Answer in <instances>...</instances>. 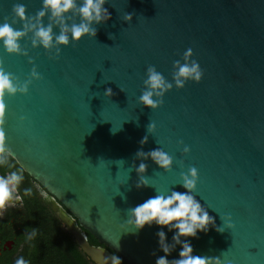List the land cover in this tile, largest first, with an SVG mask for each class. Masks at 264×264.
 I'll list each match as a JSON object with an SVG mask.
<instances>
[{"label": "water", "instance_id": "obj_1", "mask_svg": "<svg viewBox=\"0 0 264 264\" xmlns=\"http://www.w3.org/2000/svg\"><path fill=\"white\" fill-rule=\"evenodd\" d=\"M13 3L26 5V14L40 8V0H0V21L11 19ZM104 7L110 17L94 25L95 36L70 40L55 57L32 48L28 37L20 40L27 56L0 48L5 70L23 80L30 56L41 77L26 94L5 96L7 154L101 244L73 230L95 263L100 250L124 264H155L164 255L155 232L163 227L171 243L175 230L153 224L133 231L126 210L155 195L153 187L185 191L179 173L191 166L195 199L216 226L225 214L233 223L187 237L193 254L264 264V0H106ZM188 48L200 81L173 86L155 109L140 105L146 67L171 81L172 62ZM185 145L189 151L181 153ZM154 148L172 156V166L163 171L145 159L143 175L153 187L137 189L135 153ZM179 249L166 258H178Z\"/></svg>", "mask_w": 264, "mask_h": 264}, {"label": "clouds", "instance_id": "obj_2", "mask_svg": "<svg viewBox=\"0 0 264 264\" xmlns=\"http://www.w3.org/2000/svg\"><path fill=\"white\" fill-rule=\"evenodd\" d=\"M105 3L106 0H40V8L34 14H26V5L23 3H13L11 19L9 20L6 16L0 21V48L8 54L27 56V50L21 46L20 40L28 37L32 48L39 46L45 52L51 51L52 56L55 57L60 53V46H67L70 40L76 42L85 35L95 36L96 27L94 25L103 23L110 17V13L104 7ZM45 17L47 22H45ZM123 20L130 21L131 13H125ZM17 22L20 24L19 28L14 27ZM191 57L192 50L188 48L183 51L179 60L172 62L171 81L165 79L155 66L148 65L137 102L142 106L155 109L162 103L163 94L173 86L181 88L189 80L199 82L203 71L198 62ZM28 63L32 64V67L23 80L0 66V166L7 164V150L4 146L5 96H13L17 93L26 94L31 82L41 78L30 56ZM111 94L110 88L104 89V96L108 97ZM24 119L23 115L19 116L20 121ZM154 127V123L150 121L147 125V132L151 133ZM110 131L115 132L113 129ZM146 140L147 136H144L139 143L143 145ZM177 143L181 142L177 141ZM180 151L187 153L189 148L185 145ZM135 157L140 160V163L135 166L138 176L135 183L137 189L152 186L143 175L147 167L143 162L145 159H151L163 171H168L172 166V156L161 148H154L147 152L138 149ZM197 178L196 168L190 166L186 173L184 171L179 173L178 184L185 191L179 192L171 189L164 193L152 186L155 195L126 210L127 219L124 223L133 231L138 232L145 225L151 227L153 224L166 226L168 231L175 230L172 231L171 243H166L163 227L155 232L157 245L164 253L156 257L155 264H222L221 259L215 256L194 255L192 245L186 239L197 237L198 232L207 233L209 226L218 232H222L225 227L229 229L233 227L230 214L220 216L223 224L216 226L213 217L195 199L193 192ZM23 180L24 175L20 170H10L0 175V212L17 203H22L24 197L32 195L31 187L20 189ZM39 194L47 199L46 191L41 190ZM176 245H180L178 258L167 259V255ZM103 253V250H100L99 256L96 257V264H122L121 257L117 254L104 255ZM13 264H29V262L21 255L15 258Z\"/></svg>", "mask_w": 264, "mask_h": 264}, {"label": "flooded vegetation", "instance_id": "obj_3", "mask_svg": "<svg viewBox=\"0 0 264 264\" xmlns=\"http://www.w3.org/2000/svg\"><path fill=\"white\" fill-rule=\"evenodd\" d=\"M14 161L7 157V164L0 166V175L10 170H20V166L18 164L16 165L17 162L15 161V163ZM25 187L32 188V195L24 197L22 203H17L15 206L8 207L3 212H0V264H13L15 258L21 255L25 258V254L29 252L28 250L31 243L30 237L32 236L35 220L37 218L45 219L47 216L49 220L52 218L55 219L58 230L62 235L67 236L76 244L77 249L85 254L76 243L73 230L82 232L87 241L88 232L79 227L65 207L29 175L27 177L24 175V180L20 185V189L22 190ZM41 190L48 193L47 199L40 196L39 193ZM54 202L57 204L56 211L50 205V203ZM44 215L45 217H43ZM43 220H41V222H43ZM88 243L90 244V242ZM98 245L101 244L98 243ZM85 256L89 260V263L96 264L86 254Z\"/></svg>", "mask_w": 264, "mask_h": 264}, {"label": "trees", "instance_id": "obj_4", "mask_svg": "<svg viewBox=\"0 0 264 264\" xmlns=\"http://www.w3.org/2000/svg\"><path fill=\"white\" fill-rule=\"evenodd\" d=\"M7 157L14 161L8 154ZM19 169L23 175L28 176L21 167ZM43 219L37 218L34 223L29 252L25 254L29 264H91L85 254L77 249L76 244L62 235L55 219L49 220L48 216ZM88 242L98 245L97 240L89 233ZM122 264H124L123 261Z\"/></svg>", "mask_w": 264, "mask_h": 264}]
</instances>
